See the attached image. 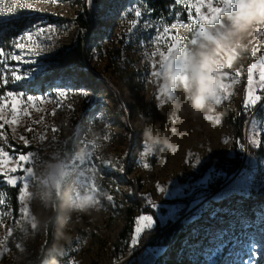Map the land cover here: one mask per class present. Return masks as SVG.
I'll list each match as a JSON object with an SVG mask.
<instances>
[{
  "label": "rangeland",
  "instance_id": "1",
  "mask_svg": "<svg viewBox=\"0 0 264 264\" xmlns=\"http://www.w3.org/2000/svg\"><path fill=\"white\" fill-rule=\"evenodd\" d=\"M82 2L0 0L3 11L20 4L25 6L18 8L15 15L0 16L3 26L11 20H25L24 28L15 37L38 22L45 28L51 26L43 41L36 37L32 40L33 53L39 52L41 46L45 50L37 60L46 66L44 74L0 87V96L7 91L22 94L17 107L27 113L19 111L13 116L8 107L0 109V117L10 121L0 128V147L13 157L3 168L13 166L21 154L31 157L23 165L31 172L24 194L20 191L24 188L23 179L16 186L6 181L9 176L24 177L26 172L0 176V264H46L39 260L53 218L49 253L60 254L63 262L59 264H248L249 260L251 264H264V213L254 233L244 241L232 240L228 247L221 239L212 241L218 238L210 237L213 244L210 248L200 240L196 243L198 249L176 246L163 254L164 248L158 242L153 245L149 241L143 248L146 244L141 245L139 240L147 231L144 230L139 234L136 246L140 252H136L134 260L122 263L116 254L118 250L132 247L136 218L141 215H153L161 232L168 228L167 224L183 218L187 222L195 220L208 199L244 194L254 188L250 172L241 169L228 176L226 170L236 149H241V161L246 164L250 149L262 146L259 124L248 125L249 117L245 142L241 144L233 121L243 109L248 66L264 54V24L255 25L253 21L246 32L228 41L220 21L213 25L195 24L186 15L185 5H177L175 12L192 28L176 29L182 44L170 57L172 71H161L160 52L167 53L170 41L161 39L153 43L157 33L146 28L144 21L155 25L163 35V27L171 26L177 17L169 24L149 14L142 0H113L115 4L109 15L112 18L104 20L100 27L107 35L88 44L84 77L80 75L76 81V77L70 76L42 87L41 80L50 73L48 58L68 49L83 34L76 22ZM236 2L232 0L231 9ZM212 3L222 6V0H212ZM137 10L144 15L133 26ZM49 16L64 21L50 23ZM15 37L0 44L8 55L19 54L13 47ZM256 46L260 51L253 57L250 53ZM201 52L211 54V70L207 75L216 81L217 92L212 107L193 111L174 76L176 70L184 68L191 75L192 62L199 59ZM9 63L14 62L9 60ZM32 67L22 65L24 70ZM261 68L264 65H258L256 80ZM237 70L241 74L233 75L232 80L222 76L224 72L235 74ZM153 72L160 74L154 76ZM222 82L230 85L226 90L230 95L225 98V93H221L217 103ZM173 85L169 97L166 89ZM58 91L65 95H56ZM255 94L264 96V92ZM28 96L40 97V100L28 103ZM260 105H264V100L255 106ZM146 133L167 142L168 146L149 139ZM68 142L72 145L69 158L66 156ZM210 170L214 171L209 178ZM233 178L240 182L236 183ZM202 179L206 180L204 186L194 185ZM9 188H17L16 210L12 208ZM84 195L91 196L96 207L87 212L70 209L69 202ZM109 196L113 199L109 200ZM149 200L157 207L151 208ZM199 247L204 249L198 252ZM156 249L160 251L157 253Z\"/></svg>",
  "mask_w": 264,
  "mask_h": 264
},
{
  "label": "trees",
  "instance_id": "2",
  "mask_svg": "<svg viewBox=\"0 0 264 264\" xmlns=\"http://www.w3.org/2000/svg\"><path fill=\"white\" fill-rule=\"evenodd\" d=\"M113 0H83L81 5V12L76 15V22L79 29L82 31V36L74 41L68 49L60 50L52 54L48 58V65L50 66V73L47 74L39 85L44 87V84L50 85L55 80L64 81L68 77H76L74 80L79 81V76L83 75V66L85 59L88 56V44L107 33L101 27L104 20L109 17L112 18V2ZM145 7L148 9L156 20L167 21L172 23L173 18L176 17V7H173L174 0H142ZM87 2V4H86ZM48 22L64 21L60 18L47 17ZM25 20H11L6 25H0V44H6L10 37L18 35V31L24 28ZM84 77V75H83ZM239 114L235 117L233 123L236 130V136L241 144L245 142V126L246 122L249 124L255 123L260 125V142L262 146L250 149V155L247 158L248 163L242 164L241 149H236L233 159L227 168L228 176L237 173L241 169L250 172L254 181V188L244 194H233L227 198H220L215 200H206L203 206L201 205V213L195 220L189 222L183 219L167 224L168 228L163 229L156 227L145 231L141 240V245L150 243L156 244L163 249V254L167 251H173L176 246L195 247L196 243L200 240L205 243V246L212 247L210 237H217L212 241L222 240L225 247L232 244V240L236 238L247 239L248 235L254 233V228H257V223L260 222L262 214L264 213V105L255 106L249 110H239ZM68 158L72 154V145L67 144ZM8 193L12 199L14 210L17 207V188H9ZM198 213V212H197ZM188 216V215H187ZM186 216V217H187ZM264 222V221H263ZM55 219L51 220L48 226L47 239L43 252L39 261H46V264H59L62 263V257L58 252H50L49 246L52 243V234L54 230ZM258 226V225H257ZM197 228V233L196 229ZM195 230V232L193 231ZM156 239H153L156 235ZM206 233V235H204ZM210 238V239H209ZM224 240V241H223ZM200 252L204 248L199 247Z\"/></svg>",
  "mask_w": 264,
  "mask_h": 264
},
{
  "label": "snow or ice",
  "instance_id": "3",
  "mask_svg": "<svg viewBox=\"0 0 264 264\" xmlns=\"http://www.w3.org/2000/svg\"><path fill=\"white\" fill-rule=\"evenodd\" d=\"M231 3L232 0H222V6H214L212 3V0H198V2H191L188 3L186 0H174L173 7L177 5L184 4L185 5V13L188 16L189 20L193 21L195 24L198 25H213L218 23L221 18L223 17L226 10H231ZM25 7L23 4L17 5L16 7H9L7 11L2 10V6H0V16H11L15 15L18 8ZM193 8L195 9V16H193ZM203 9H206V11H203ZM35 10V9H33ZM144 14L137 10L135 12V17L137 18L135 21H133V26H135L137 23L140 22V18ZM177 19L176 22L172 23L171 26H164L162 29L163 35H161V30L156 28L155 25L150 24L147 21H144V25L146 28H152L156 31V36L153 38V43H158L161 39H164L166 41H170L167 44L168 51L167 53L161 51L160 52V63H159V69L161 71L168 70L169 67V60L174 51H176L182 44L181 37L176 32V29L183 27L187 29H191L192 25L187 24L183 21V19L180 16L179 12L175 13ZM255 25H262L264 24V16L260 19L254 20ZM33 29H36L34 32ZM51 31V26L48 28L43 27L39 22L31 25L28 29H26L23 33H21L19 36L14 38L13 47L17 50H19V54H16V52H12L11 55H8L3 48H0V87H5L8 85L9 82L16 83L22 80H29L34 79L38 75L44 74L46 71V66L43 64H38L37 60L38 58L44 53V48L41 46V50L39 52L33 53L32 50V40L34 37L44 40L45 34L47 32ZM131 31V29H130ZM257 31L259 29L257 28ZM47 39H51L50 37H47ZM159 51V48L157 49ZM260 51L259 46L254 47L253 51L250 53L251 56L255 57L256 53ZM156 53H152V55H155ZM235 57H231L229 59V67L231 66V60ZM9 60H11L14 63H9ZM34 65V67L24 70L22 68V65ZM258 65H264V54L260 56V59L258 61H254L248 66L247 69V82L245 85V94L243 97L242 102V108L249 109L255 106L259 101L264 100V96L256 95V92H264V68H261V70L258 73V80L254 78L256 69L258 68ZM221 68V67H220ZM220 68L218 69L220 71ZM159 72H153L152 75L159 76ZM241 73L239 70L235 74L224 72L223 77L229 80H232L233 75L239 76ZM230 85L224 84L223 82L220 85L219 88V95L216 97V102H220V94L225 93L226 95H230L227 93V88ZM174 89V85L172 88L166 89L168 96H171L172 90ZM87 95V93H84ZM58 96H64L65 93L63 91H58L56 93ZM19 98H22V94L13 93L12 91L4 92L2 96H0V109H3L5 107H8L10 112L13 114V116H16L19 111H24L25 114L26 110L24 109H18L17 105L19 103ZM40 100V97H27L28 103H33L34 101ZM0 119H4L3 117H0ZM10 121L7 119H4V123H0V128L4 127V124L9 123ZM15 122V121H11ZM56 129H53V132H55ZM23 140L24 138L21 137ZM27 143V141H25ZM251 143V142H250ZM151 147L148 146V151L151 152ZM13 160V157L9 155L8 152L4 151L3 147H0V176H8L9 173H16L17 171H24L27 173L24 177H16V176H9L7 179V183L16 186L17 182L21 179L24 180V188H22L20 191L22 194L25 193V189L28 187V181L31 178V172L29 168H24V164L28 163L31 160V157L28 155L21 154L17 158H15V163L13 166L8 167L7 169L3 168V165L9 164ZM199 163V161H197ZM145 167H148L147 164L144 165ZM195 168L196 165H193ZM214 170H210L209 172V178L211 175V172ZM225 179L228 177L225 176ZM235 181V178H233ZM236 183H239L240 181H235ZM206 183V180L202 179L200 181H197L194 185L197 187H202ZM163 191V189H160ZM179 192H183L182 190H177ZM177 191L175 193H177ZM173 195V193H171ZM176 197H183L179 194L175 195ZM21 199H23V195L21 196ZM109 200H112L113 198L111 196L108 197ZM199 202H202L201 200ZM148 204L151 208H156L157 205L154 204L151 200L148 201ZM196 203H194L193 206H195ZM26 211V209H25ZM161 222H163V219L161 218ZM136 224L137 227L134 229V236L132 239V247L134 248L136 244L138 243L139 234L143 232L144 230H150L153 229L156 221L153 218V215H141L136 218ZM9 234H11V229H9ZM157 253L160 251V249L155 250ZM248 255L251 257L253 255L252 250L250 249ZM248 264H251V260H249Z\"/></svg>",
  "mask_w": 264,
  "mask_h": 264
},
{
  "label": "clouds",
  "instance_id": "4",
  "mask_svg": "<svg viewBox=\"0 0 264 264\" xmlns=\"http://www.w3.org/2000/svg\"><path fill=\"white\" fill-rule=\"evenodd\" d=\"M264 16V0H237L234 8L226 10L220 20V24L224 27V37L231 41L233 37L246 32L254 20ZM227 21V24L224 21ZM219 47V45H218ZM211 54L201 52L199 59L192 62L193 71L189 75L187 68L178 69L175 72L174 79L179 81L184 89L186 98L193 111H201L212 107L215 104L213 97L217 92L215 87L216 81L211 79L207 72L211 70ZM169 72L172 71V65L169 64ZM149 139L163 143L167 147V142L160 141L159 138L151 136L150 133L145 134ZM72 210L87 212L96 207V202L89 195L78 196L69 202ZM55 251V249H53Z\"/></svg>",
  "mask_w": 264,
  "mask_h": 264
},
{
  "label": "built area",
  "instance_id": "5",
  "mask_svg": "<svg viewBox=\"0 0 264 264\" xmlns=\"http://www.w3.org/2000/svg\"><path fill=\"white\" fill-rule=\"evenodd\" d=\"M146 246H147V244L144 245L143 248H145ZM138 251L140 252V247L135 246L134 248L129 247V248L122 250V251L118 250L116 254L119 258L122 259V263H127V262L134 260V258L136 257L135 256L136 252H138Z\"/></svg>",
  "mask_w": 264,
  "mask_h": 264
},
{
  "label": "water",
  "instance_id": "6",
  "mask_svg": "<svg viewBox=\"0 0 264 264\" xmlns=\"http://www.w3.org/2000/svg\"><path fill=\"white\" fill-rule=\"evenodd\" d=\"M186 216V215H185Z\"/></svg>",
  "mask_w": 264,
  "mask_h": 264
}]
</instances>
